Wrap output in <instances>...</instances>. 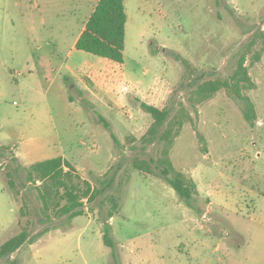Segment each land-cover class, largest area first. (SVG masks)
Listing matches in <instances>:
<instances>
[{
    "label": "rangeland",
    "instance_id": "1",
    "mask_svg": "<svg viewBox=\"0 0 264 264\" xmlns=\"http://www.w3.org/2000/svg\"><path fill=\"white\" fill-rule=\"evenodd\" d=\"M97 2L0 0V245L26 221L29 237L49 226L0 264H264V39L247 49L264 30V0H124L118 68L74 48ZM241 55L253 126L226 88L201 103L192 94L201 82L230 80ZM142 102L183 120L169 159L195 184L190 204L132 166L162 147L142 146L153 122ZM10 151L24 166L62 156L93 186L104 176L113 183L84 201L82 215L45 223Z\"/></svg>",
    "mask_w": 264,
    "mask_h": 264
},
{
    "label": "trees",
    "instance_id": "2",
    "mask_svg": "<svg viewBox=\"0 0 264 264\" xmlns=\"http://www.w3.org/2000/svg\"><path fill=\"white\" fill-rule=\"evenodd\" d=\"M126 21L127 15L124 0H98L76 38L74 48L103 58L107 64L117 68L121 67L124 60ZM257 37L264 39V30L259 31L252 38L247 45V49ZM243 57L241 55L239 58L236 70L230 80L215 79L201 82L195 87L192 94L194 102L201 103L211 98L219 89L226 88L239 101L244 119L253 126L255 119L254 105L248 97L243 96L241 93L242 89L254 87L247 74L246 67L243 65ZM241 81L248 86H245V84L244 86L241 85ZM141 106L153 118V122L147 132L140 138L143 143L142 146L154 141H162V147L156 159L144 160L134 157L132 166L134 169L144 173L163 177L177 195L190 204L189 200L196 193L195 184L190 177L176 170L169 159V151L183 120L177 116L173 117V119H167L168 109H158L144 102L141 103ZM164 122L166 127L160 130ZM112 138L116 141L114 136ZM200 140L203 141L201 136ZM5 153L6 150L3 149L0 156L3 157ZM9 159V163L14 165V171L23 169L25 172V178L21 184L24 187L27 186L26 193L32 197L34 196V199L38 201V215L45 223L51 222L54 218L70 221L82 215L84 212V201H94L98 196L106 192L107 188L113 183L112 177L107 178L104 176L103 179H98L99 185L93 186L88 180L83 179L77 170L62 156L48 158L29 166L19 163L12 151H10ZM13 174L10 171L6 172V183L12 196L18 198L21 195V190L17 188ZM24 200L19 210L20 216L27 215V199ZM111 201V209L108 211L109 217L116 212L118 206L113 197H111ZM30 226H32L31 222L26 221L24 227L17 234L1 243L0 259L13 254L27 240H33L49 230V226L44 227L32 237H29L31 233ZM105 242L106 244H111L108 238H105ZM10 264H17V260H11Z\"/></svg>",
    "mask_w": 264,
    "mask_h": 264
}]
</instances>
